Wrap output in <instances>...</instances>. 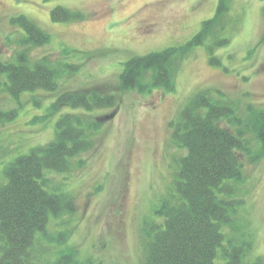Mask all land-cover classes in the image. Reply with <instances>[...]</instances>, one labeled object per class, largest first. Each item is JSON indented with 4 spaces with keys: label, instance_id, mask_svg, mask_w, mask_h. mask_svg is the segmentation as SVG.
Here are the masks:
<instances>
[{
    "label": "rangeland",
    "instance_id": "374dc122",
    "mask_svg": "<svg viewBox=\"0 0 264 264\" xmlns=\"http://www.w3.org/2000/svg\"><path fill=\"white\" fill-rule=\"evenodd\" d=\"M219 0H0V59L16 62L27 51L31 61L48 57L63 68L54 91H24L18 98L6 91L0 75V108H15L11 121L0 123V170L31 147L54 139L64 113L82 108L52 104L68 90L109 88L116 106L97 108L101 127L96 144L73 159V169L54 175L74 196L76 210L51 222L50 233L62 227L83 256L100 264H142L140 227L144 217L158 219L155 209L168 195L185 150L171 139V121L190 97L204 88L221 90L244 116L248 105L264 109V0H233L229 42L217 48L212 64L205 46L194 48L175 77L173 90L149 93L119 89L124 63L135 55L181 45L213 17ZM62 5L83 13L82 19L54 21L51 10ZM25 15L50 34V41L24 42V31L12 18ZM231 18H229L231 20ZM5 76V77H4ZM253 152L259 144L254 140ZM244 159L245 180L239 185L251 216L255 250L264 258V155ZM82 160L81 165L77 161Z\"/></svg>",
    "mask_w": 264,
    "mask_h": 264
},
{
    "label": "trees",
    "instance_id": "16d2710c",
    "mask_svg": "<svg viewBox=\"0 0 264 264\" xmlns=\"http://www.w3.org/2000/svg\"><path fill=\"white\" fill-rule=\"evenodd\" d=\"M232 5L233 0H219L213 17L204 20L185 43L129 58L119 89L173 90L184 59L199 46L207 49L210 63L219 64L215 51L230 40L226 29L232 22ZM51 17L69 22L84 15L57 5ZM12 22L24 31L27 44L50 41V34L25 15ZM65 67L76 66L62 61L52 64L48 57L31 61L26 50L16 62L0 59L5 89L16 98L24 91L56 90ZM116 103L117 96L109 88L62 92L52 108L71 105L83 113L62 114L54 139L4 162L0 170V264H100L92 256L81 255L63 227L53 233L48 228L55 219L76 210L74 196L54 175L72 170L73 159L94 148L101 122L91 112ZM16 115L15 108H0V123ZM170 124L172 141L185 153L177 161L168 195L155 209L158 219L146 216L142 220V264H264L255 250L251 216L244 209L246 201L239 188L245 180L243 157L254 161L264 155V109L248 105L244 116H239L236 103L223 91L204 88L189 98ZM254 140L259 144L255 153Z\"/></svg>",
    "mask_w": 264,
    "mask_h": 264
}]
</instances>
